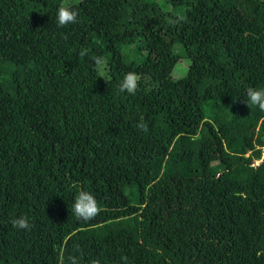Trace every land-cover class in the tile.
<instances>
[{"label":"trees","instance_id":"1","mask_svg":"<svg viewBox=\"0 0 264 264\" xmlns=\"http://www.w3.org/2000/svg\"><path fill=\"white\" fill-rule=\"evenodd\" d=\"M61 4L77 23L57 25ZM250 87L264 0H0V264H264Z\"/></svg>","mask_w":264,"mask_h":264},{"label":"clouds","instance_id":"2","mask_svg":"<svg viewBox=\"0 0 264 264\" xmlns=\"http://www.w3.org/2000/svg\"><path fill=\"white\" fill-rule=\"evenodd\" d=\"M78 16V11L74 10L70 6L61 4L57 10V25L64 27L69 24H75L78 22ZM103 63V57L97 56L94 58V64L97 70L102 68ZM138 83L139 76L135 72L126 73L118 85L119 91H126L129 94H134L137 91ZM243 102H245L248 107H251L252 105L258 106L260 111L264 112V89L248 88L246 98ZM137 127L144 132L148 131V127L143 121L139 122ZM255 164L257 165V163ZM99 211L100 209L96 198L88 191H79L72 205V212L77 220L84 222L90 221L99 213ZM11 223L16 229L23 230L31 227L26 216L13 218ZM121 259L125 261V264H127L126 257H122ZM69 264H78V262L75 257H69ZM92 264H98V261H92Z\"/></svg>","mask_w":264,"mask_h":264},{"label":"rangeland","instance_id":"3","mask_svg":"<svg viewBox=\"0 0 264 264\" xmlns=\"http://www.w3.org/2000/svg\"><path fill=\"white\" fill-rule=\"evenodd\" d=\"M141 41H142V39L138 38V39H136L135 43L136 44H141ZM126 49H127V47L124 48V50H126ZM175 74L178 76V74H181V72L180 73L176 72ZM175 74H174V76H175ZM245 156L246 157L252 156L254 164L255 163H260L262 160H264V145H262V146L257 145V148L255 150L248 151L245 154Z\"/></svg>","mask_w":264,"mask_h":264}]
</instances>
